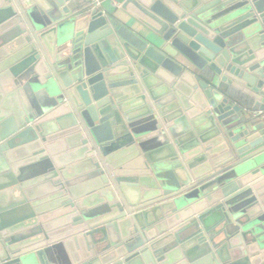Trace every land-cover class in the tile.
Returning a JSON list of instances; mask_svg holds the SVG:
<instances>
[{
	"label": "water",
	"instance_id": "obj_1",
	"mask_svg": "<svg viewBox=\"0 0 264 264\" xmlns=\"http://www.w3.org/2000/svg\"><path fill=\"white\" fill-rule=\"evenodd\" d=\"M114 1L0 0V264H264V0Z\"/></svg>",
	"mask_w": 264,
	"mask_h": 264
},
{
	"label": "crops",
	"instance_id": "obj_2",
	"mask_svg": "<svg viewBox=\"0 0 264 264\" xmlns=\"http://www.w3.org/2000/svg\"><path fill=\"white\" fill-rule=\"evenodd\" d=\"M77 5H80L81 7H85L88 6L89 4H87L84 0H70V2L67 4V6H69L70 8H74ZM118 5L116 4V2L114 0H103L102 4L100 7L97 8H101L102 10H112L113 8H116L118 11L116 12L117 17L120 20L123 21H128V17L124 14L123 11L119 10V8L117 7ZM129 25L135 29L136 32H138L140 35L142 36H146V35H151V32L142 24L138 23L135 20H132ZM187 63V62H186ZM191 69H195L194 66L190 65L189 63H187ZM224 88H227L228 86L223 85ZM12 104V103H11ZM74 181V180H72ZM75 185H79L80 182H75ZM5 200V198H3Z\"/></svg>",
	"mask_w": 264,
	"mask_h": 264
},
{
	"label": "built area",
	"instance_id": "obj_3",
	"mask_svg": "<svg viewBox=\"0 0 264 264\" xmlns=\"http://www.w3.org/2000/svg\"><path fill=\"white\" fill-rule=\"evenodd\" d=\"M87 4L93 5L94 7H100L103 0H84Z\"/></svg>",
	"mask_w": 264,
	"mask_h": 264
}]
</instances>
